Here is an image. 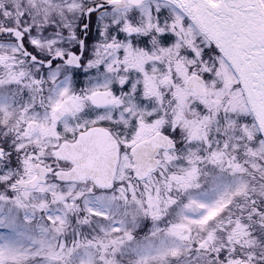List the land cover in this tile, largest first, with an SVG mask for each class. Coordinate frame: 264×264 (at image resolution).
I'll list each match as a JSON object with an SVG mask.
<instances>
[{
	"label": "snow or ice",
	"instance_id": "6c2138e0",
	"mask_svg": "<svg viewBox=\"0 0 264 264\" xmlns=\"http://www.w3.org/2000/svg\"><path fill=\"white\" fill-rule=\"evenodd\" d=\"M0 264H264V0H0Z\"/></svg>",
	"mask_w": 264,
	"mask_h": 264
}]
</instances>
